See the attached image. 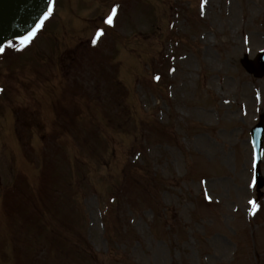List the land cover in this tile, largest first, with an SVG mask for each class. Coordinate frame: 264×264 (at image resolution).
<instances>
[{
  "label": "rangeland",
  "instance_id": "374dc122",
  "mask_svg": "<svg viewBox=\"0 0 264 264\" xmlns=\"http://www.w3.org/2000/svg\"><path fill=\"white\" fill-rule=\"evenodd\" d=\"M50 3L0 52V264H264V0Z\"/></svg>",
  "mask_w": 264,
  "mask_h": 264
},
{
  "label": "water",
  "instance_id": "95a60500",
  "mask_svg": "<svg viewBox=\"0 0 264 264\" xmlns=\"http://www.w3.org/2000/svg\"><path fill=\"white\" fill-rule=\"evenodd\" d=\"M46 0H0V45L8 37L28 29L38 19ZM246 69L260 76L264 68L258 71L255 67H249L250 63L242 61ZM261 141V138H260ZM262 184H258V188Z\"/></svg>",
  "mask_w": 264,
  "mask_h": 264
},
{
  "label": "snow or ice",
  "instance_id": "6c2138e0",
  "mask_svg": "<svg viewBox=\"0 0 264 264\" xmlns=\"http://www.w3.org/2000/svg\"><path fill=\"white\" fill-rule=\"evenodd\" d=\"M113 11H115V10H113ZM50 14H51V12L46 13L44 16V19L46 20ZM42 23H43V21H41V24ZM106 23H108V24L112 23V17L111 16L108 17ZM38 27H39V25H38ZM34 34H35V30H33V32L29 33L27 36L20 37L19 38L20 44L21 45L27 44L32 39V36ZM102 34H103L102 30L97 32V36H100ZM93 43H95V40H93ZM10 46H11V43H10ZM2 51H4V49L0 48V52H2ZM255 166H256V157L253 158V167H255ZM254 184H255V177L253 178V185ZM249 203L252 204L254 207H257V205H255L254 201H250Z\"/></svg>",
  "mask_w": 264,
  "mask_h": 264
}]
</instances>
